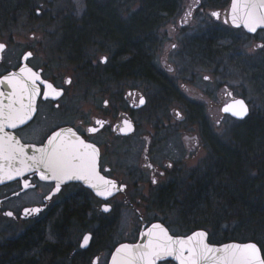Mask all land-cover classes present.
Listing matches in <instances>:
<instances>
[{
    "label": "flooded vegetation",
    "instance_id": "af4514ba",
    "mask_svg": "<svg viewBox=\"0 0 264 264\" xmlns=\"http://www.w3.org/2000/svg\"><path fill=\"white\" fill-rule=\"evenodd\" d=\"M44 1L0 0V44L5 46L0 50V77L23 67L39 75L31 119L16 128L5 127L4 132L38 145L56 132L64 140L79 138L95 146L97 172L116 187L110 189L111 195L102 196L90 183L73 179L62 182L57 192L56 181L40 178L43 169L0 183V264H26L32 248L23 237L50 214H84L87 225L77 240L79 252L63 264H108L119 243L136 241L156 221L173 234L197 228L209 232L195 226L202 219L207 185H212L215 210L233 213L226 199L235 178L222 167L232 160L225 154L237 153L240 164L251 162L250 138L237 143V136L264 117V106L256 108L245 87L240 88L244 83L236 82V69L241 62H232L229 56L242 53L245 45H258L264 57V29L248 32L233 26L232 0H166L152 61L144 69L135 63L130 72L124 70L123 22L140 16L152 20L160 9L154 0H131L128 13L125 0H86V13L71 16L74 20L54 14L52 22H59L55 29L43 28ZM102 8L119 29L96 28L101 16L96 12ZM214 12L219 18L212 16ZM226 33L231 35L228 43L223 42L230 37ZM103 56L108 57L106 64L100 63ZM242 79L249 82L251 77ZM260 80L264 84V77ZM239 98L249 107L243 119L223 111ZM245 188L249 193L248 185ZM105 207L108 211H103ZM35 208L40 212L26 214ZM125 211L137 220L125 225L121 221ZM226 217L219 224L233 232L236 221ZM87 232L91 237L82 247ZM42 257L36 253L37 259ZM58 262V255H53V263ZM158 264L177 263L167 259Z\"/></svg>",
    "mask_w": 264,
    "mask_h": 264
},
{
    "label": "snow or ice",
    "instance_id": "6c2138e0",
    "mask_svg": "<svg viewBox=\"0 0 264 264\" xmlns=\"http://www.w3.org/2000/svg\"><path fill=\"white\" fill-rule=\"evenodd\" d=\"M238 11L242 13L241 18L249 31L255 32L258 25H264V0H233V23L237 22ZM190 15L191 12L189 11L186 17ZM212 16L219 18L220 13L214 12ZM4 47L3 44H0V50H3ZM28 55L30 56L31 53ZM107 62V56L100 58V63L106 64ZM21 72L29 74L28 79L31 81V86L20 82L15 74L0 80V84L6 81L13 86L14 91L10 94V97H15L7 106L0 107V157L7 160H15L18 156L21 158L20 163L25 168L15 169L16 175H20L23 170L27 169H43L40 178L56 181L55 190L57 192L60 191V185L65 180L80 179L90 183L93 188L97 189L98 194L102 196L111 195L110 189L116 186L112 181L105 180L97 172L98 150L95 146L86 144L79 138L64 140L62 133L56 132L48 139L47 148L37 149L39 155L27 156L19 141L14 136L4 132L5 127L16 128L18 124H23L26 120L31 119L32 113L35 111L33 101L35 96L39 94V89L36 87L39 75L33 73L31 69H21ZM204 79H209V77L206 76ZM46 86L52 88L50 84ZM55 94L60 95L59 92ZM227 95L231 96V93H227ZM140 103H144L143 98H141ZM237 106L239 110H236ZM223 111L231 112L236 116H244L247 114L248 109L243 100H234L232 103L227 104ZM97 123L102 124L101 121H97ZM125 123L128 122L125 121ZM95 130L91 129V131ZM69 133H71V130H69ZM71 135L75 136L74 133H71ZM29 161L31 163H28ZM45 171L47 174H45ZM8 178H12L11 174ZM100 184L104 185L102 191L100 190ZM24 186L28 187V184L25 183ZM48 198L50 199V197ZM103 211H108V208L105 207ZM28 212L38 213L40 209L26 210V214ZM7 215L11 216L12 213L9 212ZM154 229H159L160 235L156 236L154 231H149L146 234L148 240L144 245H137L135 248L124 245L121 250H118L125 253L123 258L125 264H157L161 257H172L179 264H264V257L259 254L260 250L255 244L243 246L234 244L223 248H215L210 247L205 242L206 234L202 232L196 233L187 239H174L159 225L154 226ZM88 240L89 237H84L83 244L85 246Z\"/></svg>",
    "mask_w": 264,
    "mask_h": 264
},
{
    "label": "trees",
    "instance_id": "16d2710c",
    "mask_svg": "<svg viewBox=\"0 0 264 264\" xmlns=\"http://www.w3.org/2000/svg\"><path fill=\"white\" fill-rule=\"evenodd\" d=\"M154 4L160 9L154 13L152 20L147 19L146 16L124 19L122 29L125 71L131 72L135 63L140 64V69L147 68L146 64L152 61L153 47L158 44L157 37L162 20L160 15L165 13L163 8L168 7L166 0H154ZM148 13L146 12L145 15ZM99 15H101L100 18L94 23L96 28L119 29L116 22L108 15L101 13ZM73 28L75 27H70V29ZM79 29H85V27H79ZM260 119L253 120L248 129H243L240 133L241 136H237V143L250 138L251 162L244 161L240 164L237 153L232 155L226 153V158H232V160L224 162L222 165L225 170L228 171L229 169L235 178V183L231 187L233 190L226 199L229 204L233 205L235 211L231 214H226L227 209L216 211L212 200V185L206 186L205 191L210 189L204 195L203 219L198 220L195 226L207 228L213 242L229 239H251L258 241L264 250V132L260 131ZM245 159H248L247 155ZM239 167L241 168L238 169ZM247 185L248 190H250L249 193L246 192L245 186ZM246 194L250 202L249 207L245 202ZM223 216L236 221V229L233 232L220 226L219 221ZM84 226V214L74 216L68 213L48 215L41 225L30 227L23 237L27 238L29 247L32 248L28 250L26 264H54L53 255H58L59 264L68 261V256L79 252L75 248L79 235L85 228ZM36 250H39L37 252L43 256L42 259L36 258ZM31 252L33 255H30ZM21 263L18 262L17 264Z\"/></svg>",
    "mask_w": 264,
    "mask_h": 264
},
{
    "label": "water",
    "instance_id": "95a60500",
    "mask_svg": "<svg viewBox=\"0 0 264 264\" xmlns=\"http://www.w3.org/2000/svg\"><path fill=\"white\" fill-rule=\"evenodd\" d=\"M232 7H233V0L231 1L230 12H229V18H230L231 24L233 26H236V27H243L248 32H251V31L248 30L247 27H245L244 22H243V20L241 18L242 17V13L240 11L237 12V17H238L237 22L236 23L232 22ZM237 25H239V26H237ZM259 29H264V25H258L257 28H256V31L259 30ZM21 69H25V67H23ZM21 69L17 73H9V74L3 75L2 77H0V80H4L5 77L12 76L13 74H15V77L20 82H23V83L31 86V81L28 79L29 74L27 72H21ZM13 91H14L13 86L11 84L7 83L6 81H5V83L0 84V107L7 106L9 103H11L15 99L14 96L10 97V94ZM36 98H37V95L35 96L34 101H33V106H34L35 109H36ZM237 100H243V99L239 98ZM244 104L246 105V107L248 109V111H247V114H248L249 113V107H248V105L246 104L245 101H244ZM236 110H239L238 106L236 107ZM33 113H32V115H33ZM247 114L244 115V116H236V115H234V116L237 117V118L243 119V118H245L247 116ZM26 121H28V120H26ZM19 125L20 124H18L17 126H19ZM7 134H9V133H7ZM10 135L14 136L15 139L19 141L20 145H22L24 147V151L27 154V156L39 155V153L37 152V149L47 148L48 147V141L44 145H38L36 143H25V142L21 141L20 138L14 132L10 133ZM20 159L21 158L19 156L15 160H7V159H4V158L0 157V183L8 181V180H12V179L17 178V177H21L22 175L26 174L27 172H31V171L37 170L35 168L27 169V170H23L20 175H16L15 171H14L15 169H24L25 168V166L20 163ZM28 163H31V161H29ZM9 174H11V176H12L11 179L8 178ZM75 180H80V179H75ZM81 181L87 183L84 180H81ZM156 225H159L161 229H164L167 232V234L169 236H172L174 239H187L188 237L194 236L196 233H201V232L205 233L206 234V236L204 238L205 242L210 247H215V248H223L224 246L234 245V244L235 245H241V246L247 245V244H255L257 246V248L260 250L259 254L262 257H264L262 249H261L260 245L256 241H253V240H247V241L230 240V241H224V242H213V241H211L209 239V232L206 229H204V228H197V229L192 230V231H190V232H188L186 234H173L169 230V228H167V226H165L163 223H161L159 221H156V222H153L152 224H150L146 229L142 230L139 238L136 241L119 243L114 248V250L112 251L108 264H125L124 259H123L124 256H125V253L123 251H118V250H121L124 245H128L129 248H135L137 245H140V246L144 245L147 242V240H148V237H147L146 234L149 231H154L156 236H159L160 235L159 229H154V226H156ZM86 236L89 237V240H90L91 234L89 232L84 234V236L82 238V241H81V246L82 247H86L88 245V243H89V240H88V243H87L86 246L83 244L84 237H86ZM153 238L155 239V237H153ZM197 239H199V237H197ZM167 259L173 260L177 264H179V262L177 260H175L174 258H172V257H168V258L161 257L157 261V264L160 261L167 260Z\"/></svg>",
    "mask_w": 264,
    "mask_h": 264
},
{
    "label": "rangeland",
    "instance_id": "374dc122",
    "mask_svg": "<svg viewBox=\"0 0 264 264\" xmlns=\"http://www.w3.org/2000/svg\"><path fill=\"white\" fill-rule=\"evenodd\" d=\"M127 1L128 0H125V3H124V13H128V9H129V12L132 10L131 7L133 5V2L131 3V0H130L128 3ZM85 3H86V0H45L41 6L43 10V14H44V18H43L44 27L43 28L44 29H55L56 28L57 25L55 24L59 22L53 23L52 20H53V15L57 14L58 12L59 14H61V17H64L66 15L68 17V18L66 17L67 19H73L72 17L74 15H76L77 17L81 16V14L86 13ZM210 3L212 7L217 10L218 4H212V3H215V1H212ZM105 12L106 11L102 8V10L100 9L98 11V14L99 13L105 14ZM206 19L208 21L213 22V20L208 17H206ZM60 20L63 21L64 18H60L59 21ZM20 23H23V21ZM159 33L160 32H158V35ZM226 35L230 37L229 38L225 37L223 42L228 43L230 41L229 39L231 38V35H229V33H226ZM243 49L244 50L242 53H236V54L230 53L231 56H229L231 57L230 61L232 62L240 61L241 62V66L236 69V82L244 83L240 86V88L243 89L245 87L248 93V97L252 99L253 105L256 108L259 107V109H262L261 107L264 106V91L261 89L262 87L261 84L263 83V81H261L260 78L264 77V60H263L264 57L263 55H261V52L259 51L260 46L258 45H256L255 48H248L247 45H245ZM244 75H246V77H251V80L249 82H245L242 79ZM262 85L264 88V84ZM260 118H261L260 119L261 121L260 131L264 132V117H260ZM132 219L134 221L137 220V218L134 217L132 212L125 211L122 215L121 221L125 223L126 225L127 223L132 221ZM86 226L87 225L85 223L84 227L86 228ZM85 228L81 232V235L86 231Z\"/></svg>",
    "mask_w": 264,
    "mask_h": 264
}]
</instances>
